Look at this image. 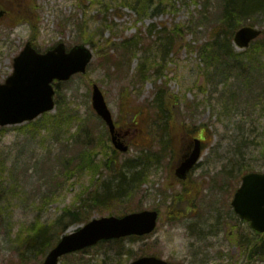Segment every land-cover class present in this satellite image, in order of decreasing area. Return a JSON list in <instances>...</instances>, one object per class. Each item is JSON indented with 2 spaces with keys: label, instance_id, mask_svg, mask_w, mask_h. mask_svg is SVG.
Masks as SVG:
<instances>
[{
  "label": "rangeland",
  "instance_id": "obj_1",
  "mask_svg": "<svg viewBox=\"0 0 264 264\" xmlns=\"http://www.w3.org/2000/svg\"><path fill=\"white\" fill-rule=\"evenodd\" d=\"M126 1L131 2L0 0V8L6 11V17L0 19V83L12 75L14 59L36 29L34 42L40 52L64 43L68 50L86 45L94 54L85 74L56 85L54 111L35 121L0 129V264H42L45 256H40L38 248H31L30 233L37 232L40 226L53 228L65 210L84 205L93 193L103 195L112 190L117 181L105 165L109 159L121 165L145 155V166L137 163L139 169L131 172L142 173L139 191L133 198L126 197L114 206H92L86 215L91 220L134 210H158L161 219L156 232L141 240L100 243L89 251L64 257L61 264H129L142 256H157L178 264H264V235L240 219L232 207L243 176L264 171V106L256 105L254 98L258 92L261 94L264 77L247 91L248 84L241 74L231 76L230 72L225 76L221 69L212 76L201 54L212 41L220 10L217 15L205 17L206 23H200L204 0H172L164 15L148 11L138 24L137 11L121 6ZM17 9L21 14L35 11L29 18L34 30L25 22L13 25L11 14ZM251 20L264 30V14ZM176 25L185 28L184 41L163 51L161 32L165 28L172 31ZM138 29L144 39L138 57H126L121 69L111 64L107 70L100 65L97 46L107 47L106 41L114 37L109 46L117 48L124 40L134 38ZM220 38L228 42L223 32ZM260 39L248 54L257 55L261 61L258 66H264V36ZM154 44L158 48L144 50ZM233 47L235 52L243 51L234 43ZM113 53L122 61V51L115 49ZM244 63L249 72L252 64L248 59ZM154 65H163L161 73L156 74ZM142 66L145 72L141 76ZM93 84L102 90L122 138L130 147L121 156L113 154L106 127L94 113ZM160 88L167 91L170 101L165 111L156 105ZM138 119L143 123H139L142 131L136 130ZM202 125L208 126L210 132L206 150L188 181L198 186L193 207L187 216L170 218L168 210L176 203L174 196L179 197L184 188L178 184L174 169L186 152L184 145L199 137ZM79 128L83 146L95 144L93 139L98 135L105 143L97 157L101 168L92 183L87 171L67 179L61 174L60 161L68 156L65 149L73 142L68 139L69 129L75 132ZM186 128L189 130L185 133ZM205 133L201 130V135ZM82 225L68 224L65 233Z\"/></svg>",
  "mask_w": 264,
  "mask_h": 264
},
{
  "label": "trees",
  "instance_id": "obj_2",
  "mask_svg": "<svg viewBox=\"0 0 264 264\" xmlns=\"http://www.w3.org/2000/svg\"><path fill=\"white\" fill-rule=\"evenodd\" d=\"M130 1H131L130 3L127 1L124 2L122 6H129L130 8L137 11L139 20L142 21L143 20L142 17L146 16L147 12L151 10L155 11L157 15L164 14L167 8V4H169L172 0H159L157 3H155L154 0H130ZM195 3L199 4L198 2ZM154 5L156 6L154 7ZM219 10H220V14L218 15L217 18L218 24L214 25L215 28L212 32L213 37L211 39L213 41L210 42V44L205 45V47L202 49L201 56L203 59L206 60V63L212 69V76L218 74L221 71V69H223L225 71V76L228 75L230 72H231L230 75L234 73L241 74L242 76H244V81L246 83L252 84L257 80L256 77L259 73L264 75L263 73L264 66H258L261 63V61H258V56L253 54H248V60L252 64V66L251 69L249 70V75L246 76L245 73L247 72V69L245 65L239 66L236 65V61L231 62V56L233 55L230 52L231 46L229 45L230 46V51H229L226 48V46L223 45L222 42L223 40L220 38V32H223L224 34L228 35V39H229L228 43L230 44L233 34L237 29L245 26L247 22H250L251 18L256 17L257 19V16H259V14L264 12V0H204L203 12H200V23L202 24L206 23L208 19H205V17L207 16L211 17L215 14L217 15ZM19 11L20 10L17 9L11 14V18L15 20L14 25L23 22H28L31 24V27L35 29L33 20L29 19L32 17V13L35 14V11L34 10L27 11L26 14L24 13L21 14ZM247 25H251V24H247ZM184 30L185 28L181 25H176L172 31H168L165 28V30L161 32V34L163 35L162 41L164 43L162 50L166 51L168 48L171 47L173 48L176 43L183 42L185 37ZM152 31H154V28ZM189 32L194 33L192 31ZM82 35H86V34L82 33ZM36 37H37V29L34 30L33 39H36ZM91 37L92 36H88V38ZM143 42L144 39L141 38L140 35H137L131 40L126 39V41L120 44L117 48H111L109 45L110 44L113 45V43L112 40L109 39L106 41L105 44L107 45V47L99 45L97 46V50H98V54L101 56L103 64H107V65L114 64V66H116L118 69H121L123 67V64H125L126 57L129 56L138 57L137 56L139 52L138 48L140 45L143 44ZM187 46L189 50L193 49L191 45H187ZM155 47L158 48L154 44V47L144 48V50H152ZM115 49L117 51L123 52L122 61H118L116 56L112 54V50ZM129 60L130 58L128 59V61ZM211 62L212 64H210ZM162 67L163 65L161 66L154 65V68L156 69V74L161 73L160 69ZM260 67H261V71H260ZM139 69H140V74L142 76V73L145 72V66H142ZM143 79L144 78H142L140 81H142ZM237 79L240 80V78ZM155 85L157 86V83H155ZM262 90H264V86ZM166 92L167 91L163 88H160L159 91L157 92L156 105H160L162 107V111H165L166 104L167 103L169 104L170 102L166 98ZM263 99H264V94L261 97H259L257 102V104L262 105V107L264 106ZM225 107L226 104H224V108ZM136 126H137L136 130L139 131L140 130L139 122L137 123ZM202 127L206 131L204 135L207 136L208 133L210 132L208 129L209 127L208 126H202ZM79 130L80 128L75 132H71L69 129L68 139L72 140L73 142L68 148L65 149L66 150L65 152L68 153V156H65L62 162L60 161L63 169L61 174H63L67 179L69 177H72L73 175L87 171L89 172V175H91V183H92L95 174L101 168V165L98 164L99 161H97V157L100 155L101 150L104 148L103 147L104 142L102 136L98 135L96 138L93 139L96 142L95 144L86 143V145L83 146L80 142V140L83 139L80 138L81 134ZM188 130L189 129L186 128L184 132L186 133L188 132ZM90 140L91 139L86 140V142ZM108 142H109V138H108ZM69 156L70 158L68 159ZM112 160H113L112 158L109 159L105 164L106 167L109 169V171H111L112 176L117 181L113 186L112 190H107L108 192H106L103 195H98L96 193H93L88 198V202H86L84 205H81L79 207L76 205L70 209L65 210L63 215L58 218L53 228H46L45 226H40L37 228L38 229L37 232L35 231L34 234L30 233L31 236L30 239L32 238V241H30L31 248L32 249L38 248L41 257L46 256L49 250L56 245V243L60 240L61 236L66 232L65 229L67 228L68 224L80 223V222L81 224L87 223L89 219L86 214L87 211L90 210L92 206H99V207L106 205L114 206L117 203L125 200L126 197H128L127 200H130L131 198H133L135 193L139 191L138 184L141 183L142 173L134 172L131 174L133 170H138L137 162H135V160L128 159L123 161L122 164L120 165V162H118L117 160V165H116V162L112 164ZM107 183L108 182L104 183L105 186L107 185ZM197 189L198 186L195 183L189 184V182H186L184 184V188L179 192L180 196L179 197L174 196L176 203H174L173 209L168 210L170 218L179 219L184 214L187 216L190 213V210L193 207L192 201L194 200L195 191H197ZM183 210L184 212H182ZM102 244L103 243H101V245ZM23 259L25 260L26 258L24 257Z\"/></svg>",
  "mask_w": 264,
  "mask_h": 264
},
{
  "label": "water",
  "instance_id": "obj_3",
  "mask_svg": "<svg viewBox=\"0 0 264 264\" xmlns=\"http://www.w3.org/2000/svg\"><path fill=\"white\" fill-rule=\"evenodd\" d=\"M261 34L250 27L238 31L235 42L242 48L250 45ZM92 59L91 52L78 46L66 53L65 46L59 45L46 54H39L28 43L24 51L15 59L14 74L0 85V125L9 126L32 121L39 115L52 111L54 80L67 81L74 74L84 73ZM93 105L99 116L107 123L117 149L128 148L118 141L115 125L104 96L94 86ZM201 153V142L196 140L194 150L184 157L176 174L185 179L187 173L197 163ZM235 212L259 233H264V173H251L243 178L242 186L232 203ZM156 212H141L123 218L95 219L76 232L64 236L48 254L44 264H59L61 257L96 245L103 240L119 239L131 235L151 234L157 226ZM131 264H169L155 257L141 258Z\"/></svg>",
  "mask_w": 264,
  "mask_h": 264
},
{
  "label": "flooded vegetation",
  "instance_id": "obj_4",
  "mask_svg": "<svg viewBox=\"0 0 264 264\" xmlns=\"http://www.w3.org/2000/svg\"><path fill=\"white\" fill-rule=\"evenodd\" d=\"M184 152H185V149H184Z\"/></svg>",
  "mask_w": 264,
  "mask_h": 264
}]
</instances>
